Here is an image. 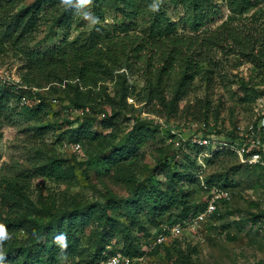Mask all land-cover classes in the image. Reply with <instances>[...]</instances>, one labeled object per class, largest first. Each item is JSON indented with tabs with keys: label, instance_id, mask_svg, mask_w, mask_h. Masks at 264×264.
<instances>
[{
	"label": "rangeland",
	"instance_id": "374dc122",
	"mask_svg": "<svg viewBox=\"0 0 264 264\" xmlns=\"http://www.w3.org/2000/svg\"><path fill=\"white\" fill-rule=\"evenodd\" d=\"M215 1L219 8L214 18L217 24L224 19L227 9L224 0ZM68 2L61 0L55 8ZM77 2L80 6L73 12L70 39L83 29L123 22L115 11L107 9L100 15L92 11V3L81 7L85 2ZM158 3L181 28L179 18L183 9L168 0ZM48 5L42 4L41 13ZM49 22L34 36L32 48L55 46L62 40L64 30ZM126 65L124 71L120 67L106 74L90 91L79 86L78 90L86 93L88 100L74 96L77 90L74 85H66V79L51 81L39 89H23L21 104L36 106L42 102L43 106L28 123L15 117L11 119L14 122L0 126V254L11 242H20L25 237L22 229L9 232L4 228L20 212L46 222L54 211L96 204L105 205L112 217L102 230L111 235L103 251L105 256L115 251L124 254L120 231L123 227L128 226L138 241L152 244L159 227L181 223L180 232L170 235L166 242L170 246L178 240L182 249L190 245L197 250L185 264H264V168L245 165L228 151L214 156L217 150L200 148L192 142L193 137L209 132L216 135L217 130L234 135L238 125L252 121L261 110L260 105H264V79L252 64L243 63L235 68L222 64L210 84L196 77L191 84L178 85V73L160 75L137 60ZM22 66L18 59L0 58V73L9 74L17 82ZM123 78L130 93L126 97L127 106L120 109L115 103ZM69 81L76 83L75 78ZM176 88L180 98L173 111L168 102ZM36 90L40 91L38 96L34 95ZM69 95L79 103L69 101ZM148 98L150 101L146 103ZM76 131L84 135L77 140L78 149L71 147ZM37 149L39 163L52 165L56 159L60 171L48 177L19 178V174L35 171L32 161ZM116 149L130 150V154L111 161ZM169 169L175 171L174 180ZM206 179L212 187L225 186L233 192L228 203H220L218 213H205L202 204H195L190 214L173 224L157 222L152 217L147 194L158 196L160 204L170 200L175 206L172 209L175 216L181 208V193L188 203L206 202L211 190ZM23 182L28 190H24ZM62 193L70 197V205L63 201ZM172 195L178 199L171 200ZM49 199L55 201L52 207L47 204ZM132 202L138 204V214L127 211L126 205ZM41 208L44 211L40 214ZM90 227L101 231L100 226ZM82 239L86 247V236ZM133 259V264H176L174 257L165 255L161 248L158 253L144 252ZM63 263L87 264L71 257Z\"/></svg>",
	"mask_w": 264,
	"mask_h": 264
},
{
	"label": "trees",
	"instance_id": "16d2710c",
	"mask_svg": "<svg viewBox=\"0 0 264 264\" xmlns=\"http://www.w3.org/2000/svg\"><path fill=\"white\" fill-rule=\"evenodd\" d=\"M26 1L28 0H0V58H15L23 65L19 80L22 86L17 87L15 84L0 81V126L14 122L11 119L15 117L28 123L41 112L42 102H38L36 106L20 103L24 88L39 89L51 81L66 79V85H74L77 90L74 96L88 100V95L78 90L79 86L87 87L90 91L114 69L123 67L124 71L125 67H128L126 64L131 60L145 62L146 69L157 70L160 75L178 73V85L191 84L196 77L210 84L222 64L230 65L231 68L243 63L252 64L264 79V0H224L227 13L217 24H214V18L219 8L215 0H168L174 7L183 9L179 18L181 28L178 21L172 20L160 6L159 0H69L58 8H55V4H60L61 0H29L24 7H19ZM77 1L85 2L81 7L88 2L92 3V11L96 14L102 15L107 9L115 11L121 15L123 22L83 29L70 39L69 27L73 12L80 6ZM44 3L49 5L41 13ZM47 22L64 30L62 40L55 46L32 48L30 43L34 36L40 32L43 25L48 24ZM120 74L123 76L124 73ZM74 78L76 83L70 84L69 80ZM123 80L117 102L111 101L112 104L119 105L120 109L127 106L126 97L130 93L126 78ZM160 82L161 78L159 85ZM149 92L151 93V90ZM178 92V88L174 89L168 102L169 109L173 111L180 98ZM35 94L38 96L40 91L36 90ZM76 97L69 95L68 100L76 103ZM147 100L146 103L150 101L149 98ZM219 133L232 136L231 138L236 136L217 130V134ZM73 134L76 136L73 137L74 142H79V136H84L78 131ZM38 150H35L32 161L35 171L29 175H25L27 172L19 174V178L28 180L32 175L48 177L53 172L60 171L56 159L52 165L39 163ZM119 150L116 149V155L111 161L122 160L130 154V150ZM223 151L234 153L220 149L214 151L213 155ZM168 173L174 180L175 171L169 169ZM26 185L27 183L23 182L24 190H28ZM206 185L211 186L212 183L206 179ZM230 191L232 192L231 189ZM184 195L181 193L183 200L175 217L172 213L175 206L172 207L170 200L160 204L161 199L158 196L147 194L152 217L157 219V222L173 224L190 214L195 204L205 207L204 201L197 203L195 200L188 203ZM69 198L62 193L63 201L70 205ZM176 199L178 196L172 195L171 200ZM49 200L47 204L52 207L55 201ZM133 202L126 205V209L130 214H138L139 206ZM35 211L37 215L38 211ZM43 211L44 208H41L40 214ZM111 220L105 205L96 204L86 207L77 205L70 209L54 211L46 222L20 212L12 222H7L4 228L9 232L22 229L25 237L20 242H11L8 245L0 254V264H62L68 257L87 264H100V261L108 256L103 255V251L111 239V235L102 230ZM90 225L100 226L101 231L96 232ZM120 231L123 238L121 250L131 257L140 256L144 252L158 253L161 248L165 255L174 257L176 264H185L189 262L191 255L197 252L190 245L182 249L178 240L173 241L170 246L166 241L159 244L140 242L128 226ZM163 231L164 227H159L155 237ZM83 235L88 241L86 247L82 244ZM89 247H94L93 251H89ZM35 258L39 259L35 261Z\"/></svg>",
	"mask_w": 264,
	"mask_h": 264
},
{
	"label": "built area",
	"instance_id": "2783aa9c",
	"mask_svg": "<svg viewBox=\"0 0 264 264\" xmlns=\"http://www.w3.org/2000/svg\"><path fill=\"white\" fill-rule=\"evenodd\" d=\"M17 79L9 74L0 73V81L7 84L22 86ZM18 83V84H16ZM261 110L258 115L246 125H238L235 130L234 138L225 136L223 133L216 135L204 134L200 137H193L192 142L200 148L209 150L227 149L236 153L240 161L246 165L259 166L264 168V105H260ZM64 145H67L65 143ZM71 147L78 149L79 142H74ZM232 192L228 188L213 186L208 193L205 204V213L218 212L220 203L229 202L232 199ZM181 223L165 226V231L160 232L153 244L163 243L168 240L170 235H176L181 230ZM133 257L115 251L108 255L101 264H133Z\"/></svg>",
	"mask_w": 264,
	"mask_h": 264
}]
</instances>
